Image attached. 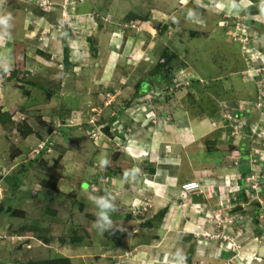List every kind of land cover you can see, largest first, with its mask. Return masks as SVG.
I'll return each mask as SVG.
<instances>
[{
  "label": "rangeland",
  "instance_id": "rangeland-1",
  "mask_svg": "<svg viewBox=\"0 0 264 264\" xmlns=\"http://www.w3.org/2000/svg\"><path fill=\"white\" fill-rule=\"evenodd\" d=\"M129 1V7L132 6L130 9H135L133 13L141 14L143 8L150 2L156 7H161V10L171 17L172 28H169L170 32L168 29V36H165L160 41V45L164 47H160L159 44H157L155 54L151 53V56L154 58L153 61H158L163 48H167L169 51L176 53L177 58L172 61L174 68L171 69V72L173 74L172 82L173 79H175V82L179 84L178 87L181 85L180 76L185 75L186 69L184 68L193 66V68L201 73L199 76L202 77L203 85L207 87L223 88L227 83H230L228 89L221 91L222 94L232 97V99L243 97L246 95V91L253 92L254 90L253 81H249L248 77H244L247 81H243L241 72H236L240 71V69L242 70L243 61L246 68L251 70V72L253 71V80L259 79V81H257L259 82L258 84L263 83L264 86V0L245 1V4L253 2V5L249 4L250 7L247 8L248 12H246V14H253L252 17L255 18V20L260 16L259 18L263 19V22L258 21L262 24L261 26L259 23L257 24L255 22L253 24L251 21L249 22L251 24L250 28V24L243 21L247 19H244V17L243 20L240 19V21H243L240 22L243 23V26H240V30L245 32L241 37L242 44L233 41L228 33H226L228 37L226 39L222 29L212 31L215 27L212 22L214 17H219V20L232 18L229 14L226 15V13L220 9L225 6L226 0L223 3H221L220 0ZM139 3L141 4L139 5ZM231 3H238L240 5L241 1L231 0ZM74 4V0H4V3L0 4V15H7L10 13L12 16L10 22L11 28L9 31L11 33L10 40L13 41V44L9 45V51L12 56V70L10 74L13 73L14 77L12 78L11 75V79L19 84L21 82H23V84L25 83V87L29 90L30 94H34L33 91L36 90L31 82L41 80L48 85L50 82L54 81L51 78L59 79L66 77L68 79L66 83L60 80L59 83L56 84V87L49 85V88L51 87L56 90L55 92L50 91V93H54L58 97L55 96L54 98L51 97L52 94L49 96L45 91L41 92L40 97L44 96L45 101L42 105H44V108H50L45 111L46 114L44 115L47 121H43L40 115L33 114V107L31 106V110L29 106L28 111H32V115L26 116L25 119L29 118V124L31 127H34V134L32 135L33 140L37 141L38 144L45 142L41 153L32 159L31 156L34 154L32 150L35 148L39 149V146H37L38 144L35 147L29 145L27 147L29 151V154L26 156L27 161L25 158L21 159L18 166L12 172H8L7 170L9 169L8 167H10L9 161L11 157L18 152V149L15 147L16 144L11 142L13 146H8L3 151L7 154L0 155V159L4 162H2L5 166L4 169L7 171L3 170L0 174V190L2 194L0 198V216L2 219L0 227L2 230L4 227H10V230L6 229L0 232V264H24L29 261L55 258L60 255L71 258L69 259L70 261L72 260L71 264H97L98 256L104 259L103 264H167L168 260L165 258L166 254H171L173 256L171 258L174 259V261L179 262L185 257V264H202V262L198 260V252L195 250L198 245V234L189 237L186 233L184 238L181 234L173 231L174 234L173 232L171 233L173 234V244L172 239L169 238L171 250L158 249L157 246L159 242L157 243V241L161 239V236L168 238V233L161 235L159 231V229L162 228L159 225L161 221L159 224L155 221L154 216L157 209H154L151 198L144 196L141 204L140 201H131L128 203L122 192H111L113 189L107 185L110 181L103 176L105 172L106 174H108V171L114 172L115 178L118 179L124 176L126 171L137 168V172H141V168L136 162H131L127 160V158H123L124 155L120 153L116 154L113 147L110 146V148H105L101 146L100 140H97L98 134L103 135L105 132L102 129L103 127L98 128L99 123L112 115L116 107L120 105H124L125 103L129 104L132 100L134 101V99L140 97H144L145 99V97L148 96L149 99L153 101L157 99L162 100L161 96H167V91L162 94L161 89L156 90L162 85L155 86L154 90L152 89L153 87H150L149 90L152 89V91L147 92L146 90L142 93V96H140V89L139 92L137 91L138 82L143 80L147 83L148 80H144L143 78L155 68L154 62L149 64V66H144L145 64L141 63L140 58L142 59L143 55L140 57V53L137 50L139 48V40H135L130 51L128 50L127 61L131 62L128 70L120 64L121 66L118 65L120 67H118L116 72L118 74L120 72L119 69H121L123 73L130 72V80H126L124 77L120 79L118 74V76H114L116 79L114 78L111 84L105 83L104 90L99 89V91H97L94 88L98 87L97 84L100 82V74L98 73H102L100 72L101 70H97L94 73V67L86 71L85 74H80V71L78 75H75L71 71H63L62 64H60L62 57L57 56V54L63 53V40L56 39L57 33L55 32L57 29L62 28V26H67L70 27L74 35L80 34L76 36L85 37L86 34H88V37L95 38L91 33V27L85 25V22H90L93 18L89 17L90 15L88 13L84 18H81L84 20H80L75 13L68 11V6L74 7ZM197 4L205 5L211 10L212 13L209 14V17L212 26H207L201 30L195 27L196 24L199 25L198 23L201 18L199 14L204 16L207 15L205 11L200 13ZM17 5L19 12L16 10ZM134 5L136 6L134 7ZM243 5L244 4H242V7ZM239 7L240 6H238V8ZM25 8L29 9L31 12L28 16H25L27 12ZM53 8L55 9L54 11ZM190 11H194L195 13L192 14ZM189 12L191 15H189ZM131 13L132 10H130L128 15ZM257 15L259 16L257 17ZM126 16L127 15H125V17ZM216 20L217 19L214 20L215 24L217 23ZM180 22L186 23L188 26H185V28L181 26ZM25 23L29 25L26 26ZM135 25L133 24L130 26V32L133 31L131 30L132 28L136 27ZM21 29L23 30L22 33ZM26 30H29L30 34L33 36L31 38L33 39L27 41V39L23 38V34ZM13 31L19 33L17 34ZM142 31L143 29L139 30L140 34H142ZM165 31L167 30L165 29L162 32L165 33ZM206 34L211 37L209 39L203 38ZM189 36L191 38H189ZM50 37L53 39H50ZM34 41H37V43L30 44ZM70 41L71 39H68V42ZM39 42L43 43V45ZM72 42H74L72 44L73 46H80L78 41L72 40ZM32 50L34 51L31 52ZM27 51L28 53H26ZM33 56H36L41 63L44 62L47 64L50 70H44L41 66L39 71L34 63L25 60V57L33 58ZM223 56L226 57V59L223 58ZM2 57L7 59L4 52ZM51 57L53 61L50 60ZM73 57L74 59L72 60H74V62L81 60L83 57L82 52L79 50ZM89 58L90 61L94 60L90 54ZM214 61L222 64V67L225 69L222 73L215 72L211 68V64H215ZM169 64L171 63L169 62ZM88 66L89 65L82 66L80 70L82 68L88 69L85 68ZM53 68H56L57 73ZM233 68L234 70H231ZM253 69H256L258 72H255ZM43 71L48 72L42 73ZM53 72L56 73V75H53ZM142 74H145L144 77H141ZM137 77H141L139 81L136 79ZM151 81L153 82V80ZM175 82H173V84H175ZM20 87V89H22L24 85H20ZM203 88L204 87L200 85L195 88V92L198 96H200L201 93H204V95L208 94V96L214 94L210 89L206 91ZM144 89H147V87H144ZM21 91V93H23V89ZM178 95L182 98L183 92H179ZM59 97H66L67 102H70L65 105L67 108L64 109L66 111H64L63 114L62 112L60 113V110L66 101H64V103H62L63 99L58 101ZM210 98L214 99L216 95ZM167 100L168 99H166V101ZM108 101L110 102L108 103ZM166 101L164 103L167 104L168 102ZM177 101L176 99V102ZM104 102L108 104L107 106L113 107H108L107 109ZM253 102H255V100H253ZM36 105L37 104L34 106L36 107ZM208 105H210L209 101L203 103V107H207ZM61 115L63 116L62 118L60 117ZM220 115L221 117L216 113L212 121L216 124L215 129L217 127L222 129V126H224V129H222L224 131L221 133V138L223 140L230 141L233 138V141L237 140V146H239L242 141H245L246 144H244V148L248 145L249 147L252 145V147L255 146L258 150L264 149V145H261L263 140H259V144L254 145L251 143V140H255L256 136L251 137L249 134L244 136L243 133H239L240 131L235 132L233 124L225 119L227 116L225 115V117H223L222 113ZM261 118V116H258V113H255L251 120L257 121ZM61 119H63L62 122ZM253 121H249V124L252 125ZM221 122L222 126L220 128ZM118 125H121L120 128H122L120 130L123 132L131 129L129 124H125L124 121L118 122ZM4 127L8 132L11 131L10 124H5ZM115 128L118 129L119 127L115 126ZM17 138L16 136L14 141H16ZM8 140L10 139L7 138L5 146ZM205 145L209 148L206 143ZM25 146H27V144ZM0 148L3 149L2 147ZM103 158L109 161L107 167L100 166V161ZM29 160L31 161L29 162ZM260 172L261 169L259 171V176L256 178L258 183L263 180V175L261 176L262 173ZM16 182H18V185H15ZM43 182H45V186ZM83 182H88V186L86 184V186L81 187ZM122 182H125V179L122 180ZM41 188L44 192L47 189L52 190L53 194H51V197L45 196L43 192V195H41L42 197L38 200L29 197V192L32 191L35 196L37 190ZM44 188H46V190H44ZM106 193L114 197L117 206V211L111 214V218L117 226L121 225L124 229V231H122L123 239L121 246L116 249L107 245L104 236L98 234L96 229L92 227L96 218L97 209L90 202L89 198L94 195H105ZM181 195L183 196V194ZM256 195L259 194L254 193L252 195L253 198H255ZM120 200L125 203L127 202V204L121 205L119 202ZM139 205H141L140 208H138ZM12 207L16 208L17 211H22L25 214V218L17 219V217L11 216L7 218L8 212L5 208L10 211ZM194 207L199 208L200 206L194 205ZM47 209L48 211H46ZM257 213L256 211L254 214L257 215ZM220 215H222V213L216 216L210 215V219L212 220L210 222L214 220V225L211 226L212 229L207 231L209 232L212 230L219 233L217 235L219 239L217 240H221L224 244H227L229 241L231 252L234 256L228 258L224 264H264V256L258 255V257L246 251L244 247H240L236 242L235 236L232 235L230 231L227 232L228 228L232 227L236 221L230 218V216L225 217V215H223V217H220ZM149 219H152L151 226H143L144 222ZM252 221L246 232L249 231L251 227L254 234L251 239L255 238L253 242H258L259 238H257V234L260 230H264V227L260 223L262 222L264 224V211L261 210L258 213V219L255 223ZM32 222L39 230L38 232L45 229L49 230L50 241L48 243H44L39 239L37 234L28 235L30 232H22L21 234H24L22 235L23 237L7 239L6 236L16 232L22 224H29ZM251 225H255L254 228ZM195 229H198V227ZM73 237H81L82 240L75 242L71 240ZM61 238H63L64 241H61ZM262 241L263 240L258 242L259 246L264 244ZM151 242L154 243L152 244L153 246L150 245ZM239 243L241 244V241ZM166 246L167 245H164V247ZM123 252H125L123 255H119ZM163 258L164 261H162Z\"/></svg>",
  "mask_w": 264,
  "mask_h": 264
},
{
  "label": "crops",
  "instance_id": "crops-1",
  "mask_svg": "<svg viewBox=\"0 0 264 264\" xmlns=\"http://www.w3.org/2000/svg\"><path fill=\"white\" fill-rule=\"evenodd\" d=\"M74 1L75 6H68V11L75 13L80 20H84L81 18H84L88 13L99 14V18H96L94 21L85 22V25L91 27V33L95 38L88 37V34H86L85 37L76 36L80 34L74 35L70 27L67 26H62V28L57 29L55 32L57 33L56 39L63 40V53L57 54V56L62 57L60 64H62L63 71H71L75 75H78L80 71V74H85L86 71L91 70L94 67V73L97 70H101L100 72L102 73H98L100 74V82L97 84L98 87L94 88L97 91H99V89L104 90L105 85L111 84L112 80L114 78L116 79L114 76H118V74L120 79L124 77L126 80H130V72L123 73L121 69H119L120 72L118 74L116 72L121 65H123L124 68H127V70L130 67L131 62L127 61L128 50L130 51L135 40H139V48L137 50L140 53V57L143 55V58H140L141 63H144V66H149V64L154 62L156 65L158 61H153L154 58L151 55L153 53L155 54L157 44H159L160 47H164L160 45V41L165 36H168V33L170 32L169 28L172 23L171 17L162 11L161 7H156L148 2V5L143 8L142 13L136 14L133 13V10L135 9H130L132 6L129 7V0ZM239 1H241L240 5L238 4L239 2L232 4L231 0H226L225 8L223 7L220 9H222L226 15L229 14L232 18L219 20V17H214L212 22L215 27L212 31L222 29L226 36L225 38L227 39L228 37L226 33L228 30L240 29V26H243V23L240 22L246 21L248 24H250L249 22L251 21L253 24L255 22L258 24V21L263 22V19H260L259 15H257V17L259 16L258 19L255 20V18L252 17L253 14H246V12H248L247 8L250 7L249 4L253 5V2L245 4L246 0ZM220 2L223 3L225 0H220ZM140 4L141 3H139V5ZM242 4H244L243 7ZM237 5L240 7L238 8ZM135 6L136 5H134V7ZM17 7L18 5L16 6V10L19 12ZM197 7L200 13L205 11L207 15L204 16L199 14L201 18L198 24L201 28L197 24L196 26L194 24V26L197 27L198 30L206 28L207 26H212L209 17V14L212 13L211 10L205 5L197 4ZM54 10L55 9L53 8V11ZM130 10H132L131 14L144 18L146 17V19L138 23L129 21L127 16ZM25 11H27L25 16H28L29 13H31L29 9L25 8ZM191 13L194 14L195 12L193 11ZM125 15L127 16L125 17ZM243 17L247 20H243ZM215 19H217L216 24L214 21ZM240 19L243 21H240ZM124 23L136 24V27L132 28L131 30L133 31L130 32V26L123 28V26H125ZM180 24L184 27L188 26L186 23L180 22ZM260 25L262 26V24ZM160 26L165 27L167 31H165V33L158 31ZM249 27L251 28V24ZM141 29H143L142 34L139 32ZM22 31L23 30L21 29V33ZM13 32L17 34L19 33L17 31ZM10 37L11 33L6 37L4 46H0V55L3 56L4 52L7 59L12 61L9 45L13 44V41L10 40ZM31 37L33 36L30 34L29 30H26L23 34V38L29 41L30 39H33ZM210 37V35L206 34L203 38L209 39ZM189 38L191 37L189 36ZM50 39L53 38L50 37ZM68 39H71V41L68 42ZM231 39L236 41L232 37ZM72 40L78 41L80 46H73L72 44L74 42H72ZM36 43L37 41H34L30 44ZM40 44L43 45V43ZM79 50L82 52L83 57L81 60L74 62V60H72L74 59L73 55ZM33 51L34 50L31 52ZM64 51H66V54H64ZM26 53H28V51ZM89 54L94 58L93 61H90ZM64 56L67 58L66 64ZM223 58L226 59L224 56ZM241 59L243 60L242 57ZM25 60L34 63L38 70L41 66L44 70H50L49 66L44 62L41 63L36 56H33V58L25 57ZM50 60L53 61L52 57ZM214 63L215 64H211V68L215 72L222 73V71L225 70L220 62L217 63L214 61ZM85 65H89L88 67H85L88 69L82 68L80 70V68ZM241 68L242 70L240 69V71L236 72H241L242 76L244 75L242 72L245 71L247 73L248 70L244 61ZM53 69H55L57 73L56 68ZM184 69H186L185 75L180 76L181 85L177 89H175L173 84L169 89H167L168 87L166 85L156 89H161L162 94L167 91V96H161L162 100L157 99L153 101L152 99H149V96L145 97V99L144 97H140L142 99H134V101L132 100L133 102L131 101L129 104L125 103L124 105L116 107V110L112 115L103 119L99 123L98 128L108 127V133H104L103 135L98 134L97 140H100L101 146L105 148H110V146L113 147L116 154L120 153L124 155L123 158H127V160L131 162H136L141 168V172L135 173L134 179L125 180V182H122V180L125 179L124 176L116 179L115 174H113L114 172L112 171H108V175L105 172L103 176L110 181H108L109 183L107 185L113 189L111 192H122L128 203L131 201H140L141 204L144 196H148L151 198L154 209H157L156 212L160 209H165L164 216L160 223V227L162 228H160L159 231L161 232V235L168 233V238L161 236V239L157 241L160 245L157 246L158 249L171 250L169 238L172 239L173 244L174 232L181 234L184 238L186 233L189 237L198 234L199 239H197V249L194 248L198 252V260L201 261L202 264L226 263L228 258L234 256L231 252L229 241L227 240V244H224L221 240H217L219 239L217 238L219 233L212 230V232L207 231L212 229L211 226L214 225V220L213 222H210L212 221L210 215L216 216L222 213L220 217H223V215H225V217L230 216V218H233L236 221L232 227L228 228L227 232L230 231V233L235 236V240L240 247H244L246 251L255 254L256 256H264V244L259 246L258 243L261 242V240L264 242V230L263 232H258V242H253L255 238L251 239L252 235H254L251 227L250 230L246 232L253 219L252 212L255 211V209H258V213L261 210L264 211V163L260 166V173H262L261 176L263 175V180L258 183L257 191L248 193L245 192V188L244 190H241L242 184L245 186L247 185L245 178L250 173L248 166L249 163L246 156L242 155L241 152L244 150V144H246V142L242 141L241 144L237 146V140L233 141V138L230 141L223 140L221 138V133L224 131L222 130L224 129L222 122L221 125L219 123L220 128L222 126V129H219V127L215 129L216 124L212 121L216 113L221 117L220 114L222 113L223 102L243 101L255 98L256 86L254 84L253 92L246 91L245 96L232 99V97L223 95L221 92L228 89L230 83H227L223 88L207 87L202 84V77L199 76L201 73L193 68V66ZM231 70H234V68ZM47 72L48 71H43L42 73ZM56 73L53 72L52 74L56 75ZM11 75H13V73L4 74L3 72H0V112L15 108L16 110L13 112L11 119L13 121H19L25 119L26 116L32 115V111H28L29 106L32 110V106L33 114L40 115V118L43 121H47L45 118L46 116L44 115L46 114L45 111L50 108H44V105H42L45 101L44 96L40 97L41 92H55L56 90L51 87L49 88V85L56 87V84H58L60 80L66 83L68 79L66 77L59 79L51 78L54 81L50 82L48 85L41 80L34 81L31 82L36 88V90L33 91L34 94H30L25 85L22 88L23 94L21 93L22 89H20L21 87L19 83L14 82L13 79H11ZM144 75L145 74H142L141 77H144ZM141 77H137L136 79L139 81ZM242 79L243 81H247L244 79V76H242ZM199 85L203 86V89L206 91L210 89L214 94L208 96V94L204 95V93H201V95L198 96L195 92V88ZM152 89L154 90V87ZM152 89L149 91L147 90V92L152 91ZM170 89L172 90L171 92ZM179 92H183V96H181L182 98L179 97ZM50 94H52L51 97L54 98L57 96L54 93ZM214 95H216V98L211 99L210 97H213ZM60 99H63L62 103L66 101L60 110V113L62 112L63 114L64 111H66L64 109L67 108L65 105L70 102H67L66 97H59L58 101ZM166 99L168 100L166 101ZM176 99L178 100L177 102ZM165 101L168 103H164ZM206 101H209L210 105L203 107V103ZM109 102L110 101H108V103ZM35 104H37L36 107L34 106ZM104 105L107 109L108 107H113L107 106L108 104H106V102H104ZM60 117L62 118L63 116L61 115ZM62 121L63 119H61V122ZM121 121H124L125 124L128 123L131 129L126 130L127 132L121 131V125H118V122ZM5 124L9 125L8 123L3 124L0 122V147L3 148H0V155L7 154L3 151L8 146H13L11 142L16 144L15 147L18 149V152L11 157V160L9 161L10 167H8L9 169L7 170L8 172H12L18 166L21 159L25 158L27 161L26 156L29 154L27 147L29 145L35 147L38 143L33 140V134L27 135L26 137H20L12 126L11 131L8 132L4 127ZM115 126L119 128L116 129ZM16 136L18 138L14 141ZM7 138L10 140H8L7 145L5 146ZM205 143L209 148L206 147ZM26 144L27 146H25ZM37 150L38 149L35 148L32 151L36 153ZM246 150L248 149L246 148ZM36 154H33L31 158ZM262 155H264V152ZM257 156L259 157V155ZM30 161L31 160H29V162ZM2 162L3 160L0 159V174L3 170L6 171ZM133 170H137V168ZM193 180H196L201 184L203 190L202 193H188L183 194L182 196L180 184ZM86 184L88 186V182H83L81 187L86 186ZM254 193H258L259 195H256L255 198H253L252 195ZM119 202L121 205L127 204V202L125 203L121 200ZM257 203L258 206L256 205ZM194 205L200 207L197 208L194 207ZM140 207L141 205L138 206V208ZM252 222L255 223L254 220ZM1 223L2 219L0 216V224ZM196 227H198V229H195ZM6 229L10 230V227L3 228V230ZM3 230L0 227V232ZM172 232L173 234H171ZM240 241L241 244L239 243ZM152 244L154 243L151 242L150 245ZM164 245L167 246L164 247ZM125 252L120 253L119 255H123ZM171 257H173L171 254H166L165 258L168 260L167 264H179L178 261H174ZM162 261H164V258ZM103 262L104 259L98 256L97 264H103Z\"/></svg>",
  "mask_w": 264,
  "mask_h": 264
},
{
  "label": "trees",
  "instance_id": "trees-1",
  "mask_svg": "<svg viewBox=\"0 0 264 264\" xmlns=\"http://www.w3.org/2000/svg\"><path fill=\"white\" fill-rule=\"evenodd\" d=\"M127 19L129 21H133V22H140L142 20H145L146 17H140V16H136L134 14H129L127 16ZM160 29H158V31L162 32L165 30V27L161 26L159 27ZM64 54H66V51H64ZM175 58H177V55L176 53L172 52V51H169L167 48H164L163 51L161 52L160 54V58L158 60V62L156 63L155 65V68L148 74L146 75L143 79L144 80H148L147 83L145 81H139L138 82V89L137 91L139 92V89H140V96H142L143 92L146 91V90H149L150 87H155V86H160V85H166L169 89L170 86H172V72H171V69L174 68L173 66V62L175 60ZM64 60H65V64L67 63V58L66 56H64ZM161 60V61H160ZM169 62L171 64H169ZM171 68H170V66ZM13 77V75H12ZM153 80V82L151 81ZM153 83V84H152ZM19 85H26L25 83L23 84V82H21ZM33 85V84H32ZM147 85V86H145ZM144 87H147V89H144ZM174 88V87H173ZM172 90L170 89V92ZM47 95H51L50 93L46 92ZM15 108H11L7 111H4V112H0V122L1 123H8L10 124V126H12L14 128V130L19 134L20 137H26L27 135H30V134H34V127H31V125L29 124V118L28 119H21L19 121H13L11 119L12 117V113L15 112ZM103 131L105 133H108V127H105V128H102ZM246 148L248 150H246ZM246 148H244V150H240L242 152V155H245L246 156V159L248 161V152H249V145L246 146ZM241 155V156H242ZM244 157V156H242ZM241 157V158H242ZM249 163V161H248ZM249 166V170H250V165ZM151 171V170H150ZM249 173V172H248ZM108 175V174H107ZM44 186H45V182H43ZM15 185H18V182H16ZM43 186V187H44ZM245 188V185L242 184L241 186V190H244ZM44 190H46V188H44ZM254 191V190H252ZM45 196H48V197H51V194H53V191L52 190H46L45 192L41 189L37 190V194L34 196L33 192H29V197L31 198H36L37 200L39 198H41L43 195V193ZM243 192V191H242ZM247 192V191H245ZM41 193V194H40ZM258 206V204H256ZM3 209V208H2ZM12 210L9 211V209L5 208V210L8 212L7 214V218L9 216L11 217H17V219L21 218H25V214L22 212V211H17L16 208L12 207L10 208ZM48 211V209L46 210ZM257 211V209H255V211H253V220L256 222L257 219H258V213L257 215L254 214L255 212ZM164 213H165V209H160L159 211H157L155 213V221L157 224L160 223L161 219L163 218L164 216ZM151 223H152V219H149L147 220L146 222H144L143 226L145 227H150L151 226ZM160 225V224H159ZM261 225L264 226V224L261 222ZM20 228V229H19ZM18 228V230L14 233H11V235H19V236H22L24 234H21L22 232H30L28 233L29 234H37L39 239H41L44 243H48L50 241V232L49 230H42L41 232H38L39 230L34 226L33 222L32 223H29V224H22V226H20ZM261 232H263L262 230H260ZM104 238L106 239V243L107 245H109L111 248H117V247H120L121 246V242H122V239H123V232L122 231H119V230H116L114 231V233H111V232H105L103 234ZM71 240H74L75 242L77 241H81L82 238L81 237H73ZM61 241H64L63 238H61ZM71 258H68L66 256H63V255H60V256H57L55 258H48L46 260H38V261H29V262H26L24 264H71V261L69 260Z\"/></svg>",
  "mask_w": 264,
  "mask_h": 264
},
{
  "label": "built area",
  "instance_id": "built-area-1",
  "mask_svg": "<svg viewBox=\"0 0 264 264\" xmlns=\"http://www.w3.org/2000/svg\"><path fill=\"white\" fill-rule=\"evenodd\" d=\"M46 1V0H44ZM241 31V32H239ZM241 33V34H240ZM244 31L240 29H234L229 31V35L234 39L242 43V34L244 35ZM239 34V35H237ZM243 52V50H242ZM255 72H258L256 69H253ZM253 72V71H252ZM252 72L251 70H247V73L244 71L249 78V80H252ZM258 80H255L256 84V96L254 99L249 100H243V101H225L222 103V114L223 117L225 115V119L233 124L234 131L243 133V135L249 134V136L255 137V140H251V143L254 145L259 144V140H263L261 145H264V86L262 84H258ZM173 82H175V79H173ZM175 88L178 86L177 82H175ZM255 100V102H253ZM255 113H258V116L262 117L261 119L257 121L251 120V118L254 116ZM249 121H253L252 125L249 124ZM264 152V149L258 150L255 146L252 147V145L249 148V165H250V173L246 176L245 182L247 185L245 186V191L248 193H251L252 190L254 192L257 191V185L258 182L256 178L259 176L260 166L264 163V155H262ZM259 155V157L256 155ZM254 154V155H253ZM236 163V162H235ZM180 191L182 194H188V193H202V186L201 184L196 181H186L180 184ZM2 197L1 190H0V198ZM12 239L13 237L10 236ZM8 239V237H7Z\"/></svg>",
  "mask_w": 264,
  "mask_h": 264
},
{
  "label": "clouds",
  "instance_id": "clouds-1",
  "mask_svg": "<svg viewBox=\"0 0 264 264\" xmlns=\"http://www.w3.org/2000/svg\"><path fill=\"white\" fill-rule=\"evenodd\" d=\"M3 3H4V0H0V4H3ZM89 15H90L89 17L93 18V20H91V21H94L96 18H99V14L89 13ZM189 15H191V13ZM11 20H12V16L10 13L7 15H0V30H2V31H0V46H4V44L6 42V37H8L10 35L9 29L11 28V23H10ZM131 25H133V24H125V26H123V28H127ZM229 31L230 30H228V32H227L228 34H229ZM237 42H239V41H237ZM241 54H243V53H241ZM11 70H12L11 61L0 56V72H3L4 74H8V73H10ZM243 74H244L243 75L244 77H247V75L245 73H243ZM252 81L254 82L253 79H252ZM172 84H173V82H172ZM254 84H255V82H254ZM255 86H256V84H255ZM44 144H45V142H43V143L41 142L38 144L39 149L36 151L37 154L33 151V153L36 154L33 158H35L37 155H39L41 153ZM108 163H109V161L106 158H103L100 161V166L101 167H107ZM137 171L138 170L126 171L124 173L125 180L127 181L129 179H134L135 173ZM35 194H37V193H35ZM89 199H90V202L97 209L96 218L92 224V227L94 229H96L98 234L103 235L105 232L114 233V231H116V230L124 231L122 226L121 225L117 226L111 218V214L115 213L117 211V206H116L114 197H111L110 195H108L106 193L105 195L91 196ZM10 236L15 237V238L16 237H23V236H19V235H8L6 237H8V239H10ZM185 259L186 258L184 257L181 261H179V264H185Z\"/></svg>",
  "mask_w": 264,
  "mask_h": 264
},
{
  "label": "water",
  "instance_id": "water-1",
  "mask_svg": "<svg viewBox=\"0 0 264 264\" xmlns=\"http://www.w3.org/2000/svg\"><path fill=\"white\" fill-rule=\"evenodd\" d=\"M157 26H158V24H157Z\"/></svg>",
  "mask_w": 264,
  "mask_h": 264
}]
</instances>
